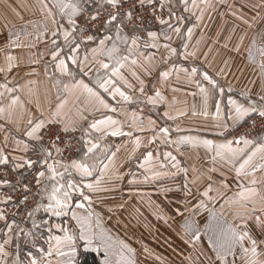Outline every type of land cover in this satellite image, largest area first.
Segmentation results:
<instances>
[{
    "label": "snow or ice",
    "instance_id": "obj_1",
    "mask_svg": "<svg viewBox=\"0 0 264 264\" xmlns=\"http://www.w3.org/2000/svg\"><path fill=\"white\" fill-rule=\"evenodd\" d=\"M246 7L254 15L232 10L240 24L222 44L196 35L210 0H35L27 20L12 8L21 23L5 22L0 46V264H78L81 247L101 264H141L115 229L150 227L142 206L178 225L163 240L178 261L141 241L151 264H264V25L249 34L264 0ZM249 68L256 78L240 89L220 79ZM181 92L198 102L188 108ZM189 111L205 122L167 123ZM186 147L208 164H188ZM125 182L136 202L109 201Z\"/></svg>",
    "mask_w": 264,
    "mask_h": 264
},
{
    "label": "crops",
    "instance_id": "obj_2",
    "mask_svg": "<svg viewBox=\"0 0 264 264\" xmlns=\"http://www.w3.org/2000/svg\"><path fill=\"white\" fill-rule=\"evenodd\" d=\"M210 2L215 5V10L209 9L208 13H206L204 22L200 25V28L197 29L196 35L198 36L200 34V30L202 29L205 33V40L207 43L211 44L213 40H219L222 44L225 40V38L230 34V30L233 26H237L240 24L238 20L235 19L231 15V11L234 9H240L242 8L244 13L254 15L247 7L246 5L250 2H255V0H210ZM35 0H0V46H2L7 38V29L4 27L5 22L9 25V27L13 24L19 25L21 23V20L19 17L15 15V13L12 11V8H16L20 13L23 15L24 19H31L33 17V8H34ZM232 5L233 8L230 9L228 6ZM220 10V13H223L224 15L221 16L218 12V9ZM248 17V18H250ZM36 18H38V13L36 14ZM261 25L264 24H256V27L249 30V34L253 31H257ZM239 27L237 28V31H239ZM235 38V37H234ZM215 47H219L218 45H215ZM27 50H14V52H19L20 54L24 55L26 54ZM35 51V49L33 50ZM233 72H236V68H232ZM237 76H240L239 72H236ZM255 74L252 72V70L246 69L242 78L240 80L234 79L231 75L225 80L224 77H221V81L225 84L227 82H231L233 86L236 89H240L243 87L245 83L248 82L249 79H255ZM175 84L176 82L173 80L172 82ZM178 87H185L183 84L177 85ZM188 92L191 91V89H187ZM168 95L171 97L172 93L169 91ZM177 99L182 102H186V105L188 108L191 107V105L194 102H198L199 97H192L191 95H188L186 92H181L176 94ZM183 106V105H178ZM158 111L162 112L163 109H159ZM203 117H195L191 118V112H188V115L184 117L183 119H178L175 123L172 121H167L169 125L172 127H175V124H179L181 127L185 129L189 128H195L197 125L204 123ZM208 123H211L209 120ZM183 134L185 135H195V131H185ZM175 135V133H174ZM211 137L212 133H207ZM115 142H119L117 139ZM162 150V149H160ZM163 149L162 151H164ZM185 155L184 159L188 164H196L198 167H202L203 165L207 164V161L203 158V152L201 151L199 154L195 152V150L191 149L190 147H186L184 149Z\"/></svg>",
    "mask_w": 264,
    "mask_h": 264
},
{
    "label": "rangeland",
    "instance_id": "obj_3",
    "mask_svg": "<svg viewBox=\"0 0 264 264\" xmlns=\"http://www.w3.org/2000/svg\"><path fill=\"white\" fill-rule=\"evenodd\" d=\"M221 9L219 8L217 13H220ZM247 17H250V14H247ZM256 24H264V20H260L259 18H257ZM159 122L165 123L163 119H161ZM161 149L163 150L164 147L161 146ZM206 165H203V166H206ZM135 170H136L135 167H133V171ZM152 187L153 186L151 185L145 186V191L146 192L151 191ZM129 195L130 193L128 192L127 184L125 182V184L122 186L121 189H118L115 192L107 194L106 198L109 201L113 199L115 200L124 199V200L129 201V203H135L137 198L133 196L132 199L129 200ZM155 198H156V195L155 193H153V199ZM172 198L175 199L176 197L174 196ZM160 200L164 204H167V201H164L163 197H160ZM142 210L144 211L146 222L150 227H145L143 223H141L140 225H134V228H133L134 234H133V231H128L126 233L123 229H115V231L119 232L121 237L127 239L128 242L133 247L137 248L138 252L141 253V255L139 256V260L141 261V264H151V261L145 260V257L142 254L141 241L143 242V244L148 245L151 249L165 256H169L173 260L178 261L177 256L171 251V249L167 247V245L163 243V240L168 237H171V240L173 242L176 241L177 238L175 236V232L173 231V228L178 227L177 223L175 221H169V223L172 224V228H169L167 224H164L162 221H159L154 216H152L151 213L146 208H143V206H142ZM125 218H126V214H125ZM112 223L114 224L115 221H113ZM173 247H175V243H173ZM90 253L95 254L98 262L101 264V261L103 259L102 253H98V252L91 251V250L84 251L82 247L79 249V252L77 255L78 264H85L86 256L87 254H90Z\"/></svg>",
    "mask_w": 264,
    "mask_h": 264
},
{
    "label": "trees",
    "instance_id": "obj_4",
    "mask_svg": "<svg viewBox=\"0 0 264 264\" xmlns=\"http://www.w3.org/2000/svg\"><path fill=\"white\" fill-rule=\"evenodd\" d=\"M85 264H100V263L98 262L97 257L95 256V254L90 253V254H87V256H86Z\"/></svg>",
    "mask_w": 264,
    "mask_h": 264
}]
</instances>
